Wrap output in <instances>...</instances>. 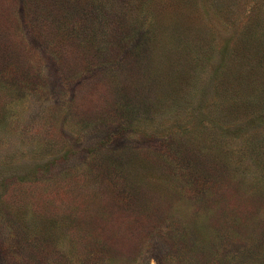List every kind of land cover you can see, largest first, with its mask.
Masks as SVG:
<instances>
[{"label":"rangeland","instance_id":"rangeland-1","mask_svg":"<svg viewBox=\"0 0 264 264\" xmlns=\"http://www.w3.org/2000/svg\"><path fill=\"white\" fill-rule=\"evenodd\" d=\"M0 0V264H264V0Z\"/></svg>","mask_w":264,"mask_h":264},{"label":"trees","instance_id":"trees-1","mask_svg":"<svg viewBox=\"0 0 264 264\" xmlns=\"http://www.w3.org/2000/svg\"><path fill=\"white\" fill-rule=\"evenodd\" d=\"M140 2L141 4H143L142 0H140ZM96 253H97V250L89 251L87 259L74 261L73 264H99L101 257H98ZM106 259H107L106 264H111V260H113V258L110 255V252H108V257ZM67 261L68 259L65 258L63 255L59 258L58 264H66Z\"/></svg>","mask_w":264,"mask_h":264}]
</instances>
